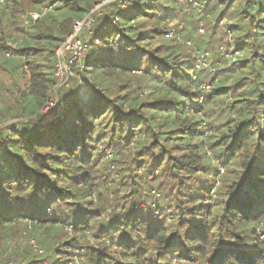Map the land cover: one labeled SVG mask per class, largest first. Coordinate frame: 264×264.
<instances>
[{
    "label": "trees",
    "instance_id": "trees-1",
    "mask_svg": "<svg viewBox=\"0 0 264 264\" xmlns=\"http://www.w3.org/2000/svg\"><path fill=\"white\" fill-rule=\"evenodd\" d=\"M99 1L33 0L51 9L30 16L31 35L17 47L0 30V68L10 70L15 89L19 79H29L17 103L0 115L1 129L13 130L8 145L0 142V234L21 221L43 237L51 231L50 251H36L34 264H78L88 232L115 242L125 261L86 247V264H264V0H206L233 37L232 46L224 38L214 43L211 35L193 41L197 50L212 44L222 65L209 77L207 93L198 83L204 68H195L193 43L165 35L175 26L168 19L185 14L182 1L119 0L93 14L81 34L87 50L69 63L67 86L56 93L60 105L48 108L51 118L40 130L58 83L56 50L73 20ZM191 16L189 22L198 20ZM223 46L237 54L232 65L239 71L224 66ZM8 114L34 121L2 128ZM107 149L131 156L147 177L170 181L168 201L154 202L167 211L162 221L151 206L137 207L139 191L119 215L107 216L87 199L108 190L96 182L107 169ZM215 181L220 198L209 194ZM71 231L80 236L54 239Z\"/></svg>",
    "mask_w": 264,
    "mask_h": 264
},
{
    "label": "rangeland",
    "instance_id": "rangeland-1",
    "mask_svg": "<svg viewBox=\"0 0 264 264\" xmlns=\"http://www.w3.org/2000/svg\"><path fill=\"white\" fill-rule=\"evenodd\" d=\"M119 0H101L97 3H93L91 6V10H95V13L101 12L103 9L114 2ZM12 2V4H11ZM36 3V1H35ZM33 4V0H4V4H0V30H4L7 32V34H10V38L7 39V44L10 43H16L15 47L19 46V44L24 40V37L27 35H31L30 32H27L30 30L29 28V18L30 14L32 13H41L44 14L48 10L51 9V6L46 7V3L44 4ZM208 3V4H207ZM205 5L201 7V10L199 11L197 9L196 4H190V5H183L182 9L184 10L185 14H182L180 11L179 13L177 12L176 16H174L171 19H168L167 24L169 26L174 25L176 22L179 23L180 21H183V30L181 31V36L183 33L184 38H182L184 41L186 39H190L193 47V55L197 58V48L194 42L196 41H201L203 39H207L209 35H211V39L214 43L220 42L221 39L224 38V41H228L229 45L232 46L233 43V37L227 33V30L225 28V20L223 18H219L217 21H215L214 15L209 13L208 10L212 4V2H207ZM19 4V5H18ZM16 9H22L24 12L22 14H17L14 10ZM205 9V11H204ZM5 11V13H4ZM10 12H13L11 14ZM196 14L195 17H198V20L191 23L189 22V19H193L191 16L192 13ZM94 13V14H95ZM87 13L86 15H88ZM85 15V16H86ZM208 15V16H207ZM7 17H9V21H7ZM180 19V20H179ZM78 19L73 20L71 23V29L75 22ZM222 20V23L220 22ZM9 22V23H8ZM202 27L203 32H199V28ZM171 28V27H170ZM185 29V30H184ZM86 30H84L85 32ZM225 31V33H224ZM182 36V37H183ZM191 36V37H190ZM232 38H231V37ZM166 38V37H165ZM221 38V39H220ZM194 41V42H193ZM200 43V42H199ZM63 44V43H62ZM61 44V45H62ZM184 44V43H182ZM197 44V43H196ZM61 45L57 48L56 52H60V56L63 58L65 57V65H66V70L63 68L62 65H59L56 63V70L55 73H58V83L55 86V88L52 90V93L50 97L48 98L49 101L55 100L56 103H58V106L60 105L58 102V99L55 98L57 91L62 88L67 86L66 82L69 79V72H70V66L68 64L69 58L71 54L69 52V49L61 48ZM198 45V44H197ZM212 44H210L207 49L204 47L199 50L201 53L208 51V57H207V65L202 66L201 68L203 71L200 73L199 80H201L198 83H201V89L203 90V85H209V89L211 88L210 83L208 82L209 77H212L215 72V67L217 65H221L219 61L214 59L212 57V53L214 50V47L211 48ZM61 48V49H60ZM215 48L217 46L215 45ZM231 47H229L230 49ZM228 49H226L224 46L219 47L218 51L220 52L219 54L224 55L225 58L227 59L226 61H223V64L225 63L224 66H231V68H237V71H239L238 65H232L234 60L237 59L235 57L237 54H230L227 53ZM232 50V49H231ZM57 54V53H56ZM72 55V54H71ZM73 56V55H72ZM62 58V59H63ZM67 58V59H66ZM13 59V55L10 57V60ZM61 59V60H62ZM9 60V61H10ZM211 61H214L211 64ZM11 62V61H10ZM58 62V61H57ZM76 62V60L73 59L72 63ZM7 63V60L5 61ZM222 66V65H221ZM25 69L27 68L26 66L24 67ZM200 68V69H201ZM0 72V115L1 113L3 114L5 112V109L10 105L13 106L14 104L17 103V100L20 98V91L19 89H26L28 85V78H22L19 79L18 81V89L14 88L15 82L12 73L10 70L6 69H1ZM62 70V72L60 71ZM192 77L195 78L197 76V73L192 72L191 73ZM140 74H135L134 78H138ZM208 76L206 79L205 77ZM133 77V76H132ZM208 89V90H209ZM194 90V89H193ZM208 90H203L207 91ZM202 91V92H203ZM137 92H141V89H138ZM203 92V94H205ZM206 92V93H207ZM134 94V93H133ZM52 96V98H51ZM141 98L147 97L150 99L149 95H140ZM204 98V95H201L198 98V101H202ZM53 106H57L53 104ZM57 106V107H58ZM52 106L49 105V109ZM45 118L42 120L38 121V125L40 127V130L44 129V123L45 121L49 120L51 116H48V109L45 110ZM33 117V116H32ZM32 117L28 119V117H21V116H11V114L7 115V118H5V124L2 128L8 127L10 125H15L18 123H25V121H34L32 120ZM7 120V121H6ZM2 121V120H0ZM4 121V120H3ZM1 123V122H0ZM2 125V123H1ZM18 127H15V130ZM0 131H2V134L0 135V142L4 145H8L10 142V135L13 130H2L0 127ZM103 161L102 162H107V169L103 172H99L97 175L96 182L99 184H103L108 188V190H104L102 195H96V193L89 194V197L87 199L90 200L91 203L93 204H100V208L103 207L105 210V215H109L111 213H115L116 215L121 214L120 212L130 205V198L134 195L136 192H140L142 194V197H140L139 200L138 198L134 199L135 203H138L137 207L139 208H145V206H151V209H154L155 211V216L159 221H162L164 219L163 213H167L166 210L160 211L158 207H154L156 204L154 203L155 201L159 200H167V198H164L169 194L168 192V187L170 186V181L167 178L164 177H158L156 180V176L153 174L151 176H146L145 172H142L135 167L134 161H132V157L125 155L124 153L118 154V152H115L111 149H107L103 151ZM208 157H210V153L207 152L206 154ZM102 160V159H101ZM99 162V161H98ZM221 170L220 172H222ZM139 177L141 178L140 181L138 180ZM151 178V179H149ZM137 180L134 181V180ZM153 180V181H152ZM146 182V183H145ZM206 185V182H204ZM215 186L211 187L209 194L213 193V197L220 198L219 195H216L217 189L215 187L219 185L218 181H215ZM150 185L151 187H149ZM116 188H118L116 190ZM102 190V188H101ZM154 190V191H153ZM220 192L222 193L223 191L221 188L219 189ZM215 194V195H214ZM168 201V200H167ZM206 200L205 202H207ZM209 202V201H208ZM134 204V206H136ZM152 203V204H150ZM123 207V208H121ZM121 208V209H120ZM135 208V207H133ZM51 214L48 212V215ZM26 221H21V223H16L17 229H11L10 232L6 233L3 232L0 234V264H34L32 260L36 257H39L38 252L36 251H50L51 246H52V239L53 236L51 235V231H48L47 233H44V237L40 235L39 233L34 232L33 228L30 225H26ZM72 228V225L69 227L67 225H64V231H70ZM80 233H75L73 231L69 233H58L57 235L55 234L54 239L60 240V239H66L70 238L71 236H76ZM80 236V235H78ZM42 238L41 241L38 238ZM262 238H264V235H262ZM30 240H35L36 247L33 246V244L30 242ZM32 245V247L30 246ZM81 246L82 249H79V254L76 255L75 259H78L79 264H86L87 260L84 256V251L86 247H91L92 249L98 250V249H103L107 254L111 256H115L120 259V261H125L123 253L121 252V249L117 244L107 237L103 236H97L91 234V232H88L85 236L82 237L81 240ZM179 261L177 259H172L170 261V264H180L178 263ZM76 264V263H73Z\"/></svg>",
    "mask_w": 264,
    "mask_h": 264
},
{
    "label": "built area",
    "instance_id": "built-area-1",
    "mask_svg": "<svg viewBox=\"0 0 264 264\" xmlns=\"http://www.w3.org/2000/svg\"><path fill=\"white\" fill-rule=\"evenodd\" d=\"M180 1H182L184 3V5L185 4L186 5L196 4L194 6H196L199 11L201 10V7L203 5H205V3H206V0H188L187 2H184V0H180ZM0 4H4V0H0ZM40 15H41V13H38V12L30 14V16L33 18H37ZM86 17H87V15L83 19L77 20L75 22V24L72 27V31L67 35V37L65 39L66 45H63L65 42L61 45V48L66 47L67 49H69V52L73 55L72 56L71 54H69L70 58L68 59L69 60L68 64L71 63L73 61V59L78 61L87 50L88 43H87V41H84L82 39V36H81L83 29L89 28V26H90L91 17H88L87 20L85 21ZM220 22L222 23V20ZM174 25L175 26H172L170 28V30L167 31V33L165 34L166 37H170L173 40L180 42L181 44L182 43L191 44V40L188 39V40L184 41L182 39L183 37L181 36V31L184 28L183 21H180L179 23L176 22ZM198 30L200 33L203 32L202 27H200ZM7 45H9L11 47H15L16 43H10L9 42ZM56 53H57L58 67H59V65H62L63 68L66 70V65H65V61H64L65 57L63 58L62 56H60L59 51ZM208 54H209L208 51L201 53L199 50H197V59L195 62V68H200L201 66L207 65ZM6 55H7V57H11L12 53L6 52ZM59 69H60V67H59ZM60 71L62 72V70H60ZM56 74L58 75V73H56ZM202 87H203V90H208L210 86L209 85H205V86L203 85ZM51 98H52V96H51ZM55 98H56V96H55ZM53 104H55V105L57 104L55 100H53L52 102L47 100L44 109L47 110L49 108V105L53 106ZM31 243L33 244V246L36 247L34 240H31ZM77 263L79 264V262H77Z\"/></svg>",
    "mask_w": 264,
    "mask_h": 264
},
{
    "label": "water",
    "instance_id": "water-1",
    "mask_svg": "<svg viewBox=\"0 0 264 264\" xmlns=\"http://www.w3.org/2000/svg\"><path fill=\"white\" fill-rule=\"evenodd\" d=\"M94 13H95V10H91V11L89 12V14L87 15V17L85 18V21L87 20L88 17H91ZM63 45H66V42H65ZM56 98H57V96H56ZM56 105L58 106V103H57ZM58 107H59V106H58Z\"/></svg>",
    "mask_w": 264,
    "mask_h": 264
}]
</instances>
